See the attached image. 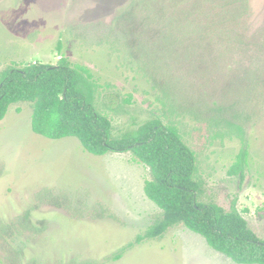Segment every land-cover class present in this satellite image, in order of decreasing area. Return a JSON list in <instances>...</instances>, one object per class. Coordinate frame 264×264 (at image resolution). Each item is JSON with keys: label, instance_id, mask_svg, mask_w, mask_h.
<instances>
[{"label": "rangeland", "instance_id": "rangeland-1", "mask_svg": "<svg viewBox=\"0 0 264 264\" xmlns=\"http://www.w3.org/2000/svg\"><path fill=\"white\" fill-rule=\"evenodd\" d=\"M129 1L0 0V71L61 56L88 67L113 135L171 121L195 152L199 200L234 206L264 239V0H148L126 25ZM236 100L251 115L242 178L228 173L242 143L209 110ZM31 112L13 103L0 121V264H236L182 223L113 259L162 216L143 189L149 168L128 151L95 155L76 137L36 134Z\"/></svg>", "mask_w": 264, "mask_h": 264}, {"label": "trees", "instance_id": "trees-1", "mask_svg": "<svg viewBox=\"0 0 264 264\" xmlns=\"http://www.w3.org/2000/svg\"><path fill=\"white\" fill-rule=\"evenodd\" d=\"M148 3V0L129 1L126 4V25L138 7L148 6ZM135 38L133 32L126 28L129 48ZM160 38L166 42L168 35L161 32ZM61 45L59 40L58 50H61ZM131 51L135 56L138 53L131 48L130 56ZM137 60L142 68L152 69L140 56ZM150 76L158 82L154 72H150ZM96 89L97 83L90 69L81 64L71 65L63 56L55 65L33 62L22 67H7L0 71V121L11 104L30 102L31 129L36 134L49 139L76 137L87 152L95 155L128 151L135 161L149 168L150 178L145 180L143 189L145 195L160 208L162 216L142 235H137L134 242L120 248L112 258L119 259L133 243L160 236L168 227L182 223L232 262L264 264V239L248 227L247 221L234 206L225 210L214 202L199 200L203 186L197 158L194 150L183 141L178 128L171 121L164 123L162 118L154 116L136 129L115 136L110 119L95 105ZM260 95L264 100V92ZM129 101L126 99V102ZM104 104L107 109H117L115 100ZM237 104L238 100L209 110L215 111V114L224 112L228 117H214V123L225 124L227 134H233L242 143L228 170L229 174H238L242 178L248 155L244 125L250 121L251 115L238 112Z\"/></svg>", "mask_w": 264, "mask_h": 264}]
</instances>
